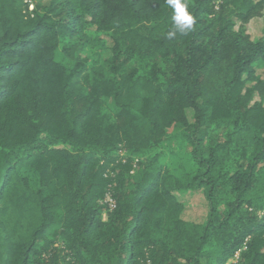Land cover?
<instances>
[{
    "label": "trees",
    "instance_id": "trees-1",
    "mask_svg": "<svg viewBox=\"0 0 264 264\" xmlns=\"http://www.w3.org/2000/svg\"><path fill=\"white\" fill-rule=\"evenodd\" d=\"M183 2L169 39L166 0H0V264H264V36L236 29L264 0ZM62 44L101 53L66 66ZM172 128L191 169L163 163Z\"/></svg>",
    "mask_w": 264,
    "mask_h": 264
},
{
    "label": "rangeland",
    "instance_id": "rangeland-1",
    "mask_svg": "<svg viewBox=\"0 0 264 264\" xmlns=\"http://www.w3.org/2000/svg\"><path fill=\"white\" fill-rule=\"evenodd\" d=\"M31 7L29 11H31ZM240 26L243 27L245 32L249 34L252 40L260 39L264 36V11L262 16L256 17L250 20L247 24L241 25L239 22H236V29ZM93 32V31H92ZM92 40L99 41L98 46L102 45L100 42H103L101 46L104 48V52L100 57H108L109 51L108 48L111 47V41L107 36L92 35ZM101 53L97 49V46L91 45L81 51L74 52L69 46L62 44L58 51L56 52V60L61 62L63 65L72 66L74 62L84 63L86 68H89L90 65L98 58V55ZM254 78L264 81V64L258 63L255 67V76ZM255 81V80H254ZM254 81L247 83L248 87H253L255 85ZM254 101H260V96L256 92L253 97ZM264 104V101H263ZM190 122H192L191 111L187 112ZM168 137L163 144V163L171 170L173 173L178 172L181 168H192L190 163V148L189 145L183 138L180 136V132L174 128L167 131ZM179 202L183 205V215L182 218L187 222L202 223L205 221L208 208L207 203L202 191H186L174 194ZM51 240V239H50ZM238 258V254L229 261L235 262Z\"/></svg>",
    "mask_w": 264,
    "mask_h": 264
},
{
    "label": "clouds",
    "instance_id": "clouds-1",
    "mask_svg": "<svg viewBox=\"0 0 264 264\" xmlns=\"http://www.w3.org/2000/svg\"><path fill=\"white\" fill-rule=\"evenodd\" d=\"M167 4L173 9L172 20L174 22V30L168 33V38H173L177 32L186 35L193 28L195 20L187 8V4L183 0H166Z\"/></svg>",
    "mask_w": 264,
    "mask_h": 264
},
{
    "label": "built area",
    "instance_id": "built-area-1",
    "mask_svg": "<svg viewBox=\"0 0 264 264\" xmlns=\"http://www.w3.org/2000/svg\"><path fill=\"white\" fill-rule=\"evenodd\" d=\"M103 203L106 205V208L108 210H112L115 208V201L109 195H106L103 200Z\"/></svg>",
    "mask_w": 264,
    "mask_h": 264
}]
</instances>
